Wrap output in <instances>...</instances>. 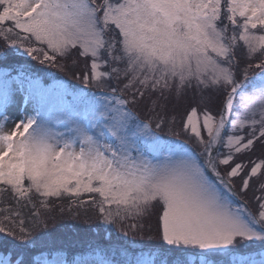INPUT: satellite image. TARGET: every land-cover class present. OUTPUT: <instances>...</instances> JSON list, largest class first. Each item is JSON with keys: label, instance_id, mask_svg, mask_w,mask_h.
Listing matches in <instances>:
<instances>
[{"label": "snow or ice", "instance_id": "snow-or-ice-1", "mask_svg": "<svg viewBox=\"0 0 264 264\" xmlns=\"http://www.w3.org/2000/svg\"><path fill=\"white\" fill-rule=\"evenodd\" d=\"M65 200L107 242L32 254ZM0 234V264H264V0H0Z\"/></svg>", "mask_w": 264, "mask_h": 264}, {"label": "trees", "instance_id": "trees-1", "mask_svg": "<svg viewBox=\"0 0 264 264\" xmlns=\"http://www.w3.org/2000/svg\"><path fill=\"white\" fill-rule=\"evenodd\" d=\"M38 67V66H37ZM184 106L181 105L174 111V115L177 119V126L181 118L184 116ZM259 155V153H257ZM255 158V157H254ZM237 191H239V180H237ZM253 191L250 190L246 195L243 196V199L252 201ZM63 206L65 211L63 215H56L54 220H51L49 227L46 232L50 235H46L44 231H37L34 233L33 239L36 241L35 246L31 248L32 254H39L41 251H47L48 245H50L55 239L57 244H63L66 248L70 250H76L77 245L83 241H99L101 243L107 242L105 237L106 233L102 230V226L97 216L93 212H89L87 216L83 214L76 216L73 213L67 211V201H57L56 208L57 211L59 207ZM154 217L150 221H145V228L143 233V239L140 236L131 238L129 240H135L140 246H152L159 241L155 239H149L150 236H154V231H149V225H154ZM2 235V234H0ZM11 239V238H9ZM0 255H7V252L4 248L0 247Z\"/></svg>", "mask_w": 264, "mask_h": 264}, {"label": "rangeland", "instance_id": "rangeland-1", "mask_svg": "<svg viewBox=\"0 0 264 264\" xmlns=\"http://www.w3.org/2000/svg\"><path fill=\"white\" fill-rule=\"evenodd\" d=\"M100 224H101V223H100ZM101 226H102L103 229L107 227V226H105V225H103V224H101ZM106 235H107V234H106ZM111 235H112V240H113V241H116V238L119 236V233L113 231ZM130 235H131V234H130ZM136 236H139V235H136ZM136 236H130V237L133 238V237H136ZM137 246L139 247L140 245H138V243H137Z\"/></svg>", "mask_w": 264, "mask_h": 264}]
</instances>
